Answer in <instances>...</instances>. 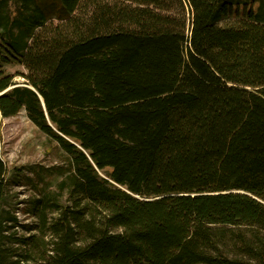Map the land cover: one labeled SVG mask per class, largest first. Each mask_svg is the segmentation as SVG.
<instances>
[{
    "label": "trees",
    "instance_id": "16d2710c",
    "mask_svg": "<svg viewBox=\"0 0 264 264\" xmlns=\"http://www.w3.org/2000/svg\"><path fill=\"white\" fill-rule=\"evenodd\" d=\"M82 2L0 0V119L71 163L21 224L0 157V264H264V0Z\"/></svg>",
    "mask_w": 264,
    "mask_h": 264
},
{
    "label": "rangeland",
    "instance_id": "374dc122",
    "mask_svg": "<svg viewBox=\"0 0 264 264\" xmlns=\"http://www.w3.org/2000/svg\"><path fill=\"white\" fill-rule=\"evenodd\" d=\"M98 1L111 2V0H84L76 15L87 18ZM257 7L258 2L226 4L222 8L221 23L235 19L251 20ZM184 8L178 6L173 12H178L179 18H185L188 23L191 12L186 2ZM6 69L16 74L15 82L25 84L24 77L20 75V72H27L23 66L12 65L7 66ZM0 157L7 166L3 206L14 213L21 224L31 223L33 217L29 211L30 199L44 186L55 189L57 181L70 170V159L54 140L28 118L25 109L16 115L0 119ZM100 173L105 176L103 172ZM23 228L18 227L19 233L23 232Z\"/></svg>",
    "mask_w": 264,
    "mask_h": 264
}]
</instances>
